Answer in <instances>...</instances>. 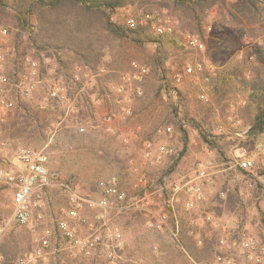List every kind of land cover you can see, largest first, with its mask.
Segmentation results:
<instances>
[{"label": "rangeland", "instance_id": "obj_1", "mask_svg": "<svg viewBox=\"0 0 264 264\" xmlns=\"http://www.w3.org/2000/svg\"><path fill=\"white\" fill-rule=\"evenodd\" d=\"M172 5V0H132L119 9L115 17L125 25L130 18L140 20L147 13L173 21L178 31L174 37L184 49L176 53L173 47L167 48L164 64L167 82L154 70L158 52L153 42L140 46L100 33L98 54L81 60L54 47L38 51L35 44H42L41 39H49L48 35L39 38L29 30H18L10 15L0 17V74H6L9 80L7 85L0 84V90L13 102V109L3 124V136L12 153L19 147L46 153L49 166L58 169L64 179L78 182L80 192L88 197L99 198L103 194L100 181L116 175L118 187L126 191L128 197L124 202L113 201L111 208L104 211V217L99 216L101 209H91L84 203L82 214L89 217L90 227L70 218V193L62 188H51L42 193L34 222L21 225L12 220L15 188L0 181V229H4L0 238V264H22L23 260L28 264H50L57 253H68L77 260L74 264H92L94 260L96 264H212L220 249L221 237L228 239L233 251L238 247L243 229L264 243V177H261L264 156L255 148L257 141H264V133L249 135L255 114L254 105L247 98L249 91L237 87L224 91L223 84L216 82L222 71L249 83L253 81L255 50L263 34L243 35V29L232 23L227 25L221 12L214 10L208 17V31L203 38ZM220 22L227 27L223 38L228 40L229 51L220 50L210 42V35ZM18 32H22V39L19 47L14 48ZM188 32L200 40L205 39V52L186 45L182 33ZM231 33L234 36L227 37ZM31 36L37 37L38 42L32 43ZM58 55L64 57L62 65ZM14 59L18 61L15 71L12 69ZM197 61L205 62L204 74L199 79L184 74L183 80L176 83L175 74L184 73L187 64ZM135 63L149 68L140 80L136 78ZM10 72L14 75L10 76ZM206 74L209 80H205ZM57 85L64 88L60 101L50 96L51 89ZM26 86H32L28 96L23 94ZM21 104L47 110L42 112L49 121L45 139L11 134L9 125ZM173 104L179 106L180 115L185 118L186 150L183 133L172 122ZM109 113L116 114L110 124L104 120ZM189 118L211 133L216 139L215 147L202 140ZM80 124L86 125L85 132L78 129ZM168 125L173 126V134L159 132ZM149 143L154 148L153 154L162 143L172 146L174 154H164L160 162L152 163L144 154ZM244 148L257 159L258 174L250 175L237 167L238 155ZM201 163L207 166L209 176L206 178L197 177ZM142 173L148 181L145 187L140 181ZM191 179L202 187L204 199L189 210L185 195L180 193V199L174 203L176 211H173L169 203L175 187ZM225 190L240 193L236 210L229 208ZM146 201L154 215L147 216L136 209V205ZM163 212L168 214V224L158 218ZM209 215L213 216V223ZM172 217L175 226L176 221L179 227L181 220L187 221L190 235L199 246L209 237L214 240L213 235L217 234L213 256L204 261L190 258L173 237ZM61 218L72 225L75 223L81 236H99L101 243L118 227L122 232L120 244L111 238L108 249L112 256L102 246L87 255L58 230L57 221ZM48 230L50 245L42 248V255H37L36 250L42 246ZM199 239L203 242L199 243Z\"/></svg>", "mask_w": 264, "mask_h": 264}, {"label": "trees", "instance_id": "obj_2", "mask_svg": "<svg viewBox=\"0 0 264 264\" xmlns=\"http://www.w3.org/2000/svg\"><path fill=\"white\" fill-rule=\"evenodd\" d=\"M172 1V7L183 15L187 21V25L197 31L203 38H205L208 31V17L214 10L221 12L224 17L223 20L227 25L232 23L243 29V35L253 36L263 34V38L255 50V61L253 63L255 75L251 83L239 76H228L226 71H222L216 78V82L221 85L223 84L224 91L228 88L233 89V87L249 91L247 95L248 101L255 108L249 135L263 134L264 0H234L233 2H229L228 0ZM130 2L132 0H0V17L10 15L16 23L18 30H29L39 38L44 34L48 35L49 39H41L42 44H35L38 51L54 47L56 50L64 51L66 54L72 53L81 60L90 59L94 54H98L101 49L98 45L100 33H105L113 38L126 40L140 46L147 42H153L156 44L158 52L154 58V70L163 82H167V69L164 66L167 48L173 47L177 53L180 49H184V45L179 44L177 39L172 35L158 36L146 28H131L128 25L120 23L115 18L117 11ZM257 24L259 28H252L253 25ZM225 33H227V27L220 22L215 33L210 35V42L220 50L229 51L230 48L226 47L228 40L223 38V34ZM232 35V33L227 34V37ZM30 38L32 43H37L39 40L34 36ZM20 39H22V32L17 33L14 48L19 47ZM202 40L205 41V39ZM58 60L61 65L64 63L63 56L58 55ZM12 69L13 71L18 69L17 59L13 61ZM9 75L13 76L14 73L10 72ZM216 82L214 81V83ZM44 110H41L40 107H32L29 104H21L13 115L11 124L9 125L11 134L27 138L40 137L45 139V128L49 121L45 120L46 117L42 114ZM172 110L174 116L172 122L182 131L185 138L184 150H186L188 133L184 129L183 119L185 118L181 117L177 104H173ZM188 120L198 130L202 140L206 144L211 147L216 146V139L202 124L192 118ZM227 195L229 208L236 210L241 200L240 193L228 191ZM262 221L264 224V217ZM171 223L175 227V219L173 217L171 218ZM187 224L186 220H181L179 231L180 243H178L181 249L185 253L187 252L186 254L190 258L198 261H204L208 256L212 257V248L215 238H218L217 234L213 235L214 240L209 237L210 240L205 239L204 244L199 246L196 240L191 237ZM76 261L68 253H57V255L51 258L50 264H74ZM96 263L97 261L94 260L92 264Z\"/></svg>", "mask_w": 264, "mask_h": 264}, {"label": "built area", "instance_id": "obj_3", "mask_svg": "<svg viewBox=\"0 0 264 264\" xmlns=\"http://www.w3.org/2000/svg\"><path fill=\"white\" fill-rule=\"evenodd\" d=\"M128 26L131 28H146L153 32L155 35H172L176 36L178 31L171 19H163L162 17H153L150 13L143 15L140 20L136 18H130L128 20ZM4 32H7L5 29ZM183 41L186 45L196 50L197 52L206 51V43L200 40L198 37L191 33H182ZM136 68V78L142 79L149 68L145 65L138 63L134 64ZM206 70L204 61H197L194 64H187L184 68V73L178 72L174 76L176 83H180L183 80V75L193 76L199 79L201 74H204ZM209 75L206 74L205 80H209ZM8 84L9 80L6 74H0V84ZM32 86L24 87L23 94L28 96L31 93ZM62 86H54L50 91V96L55 100H62L63 93ZM122 90V88H120ZM141 93V91H139ZM13 109V102L10 98L1 92L0 90V181L13 186L15 188L13 197V216L12 220L21 225H30L35 220V212L41 206L42 193L51 188H62L70 193V207L68 214L70 218L78 223L86 224L92 227V223L89 222V217L82 214V210L85 204L91 209L99 208L100 217H104V211L111 208L113 201L124 202L128 200L127 193L121 190L117 185V176L112 175L107 179L101 180L99 188L103 191V194L99 198H93L82 195L80 192V185L74 179L66 180L58 169L49 166V157L42 151L32 150L27 147H19L12 153L8 140L3 136V124L9 117L11 110ZM131 112L130 110L128 111ZM115 113H109L104 117L106 123H112L115 119ZM78 129L81 132H85L86 125L80 124ZM162 134L171 135L174 132V128L171 125L165 126L163 129H159ZM255 148L261 155L264 156V141L259 140L255 144ZM154 148L149 143L147 150L145 151V157L150 159L152 163L160 162L161 158L166 155L174 154V148L165 143L160 144L157 147L156 154H153ZM236 162L237 167L250 175L258 174V161L250 155L249 151L244 148L243 152L238 155ZM209 176L207 166L203 163L200 164L198 170V178H206ZM264 177V174L261 175ZM140 181L142 186H147L148 181L145 173L141 174ZM180 193H183L186 197V207L191 210L199 202L204 199L202 187L194 179L187 181L183 185L175 187L172 193L169 206L173 211H176L174 203L180 199ZM148 201L143 202L141 205H136V209H141L147 216L154 215L150 206L147 205ZM158 218L163 224H168V214L163 212L158 214ZM213 216L209 215L208 219L212 221ZM58 230L62 235L75 247L80 248L85 254L89 255L98 246H102L104 249H108L111 238L116 241V244H120L122 238V232L118 227H115L112 232L107 236L108 239L101 243L99 236H81L79 229L75 223L73 225L64 218L57 221ZM3 228L0 229V238L3 233ZM179 222L176 221L175 228L172 229V234L175 240L179 239ZM50 231L48 230L47 236L42 239V246L36 250L37 255H42L43 247L50 245ZM203 240L199 239V243ZM238 247H231L228 239L221 237L219 240V248L216 254L215 261L212 264H264V243H261L255 238L248 230H241ZM109 255L112 256V251L109 250ZM22 264H28L24 260Z\"/></svg>", "mask_w": 264, "mask_h": 264}]
</instances>
